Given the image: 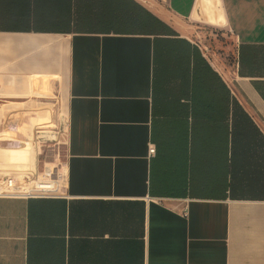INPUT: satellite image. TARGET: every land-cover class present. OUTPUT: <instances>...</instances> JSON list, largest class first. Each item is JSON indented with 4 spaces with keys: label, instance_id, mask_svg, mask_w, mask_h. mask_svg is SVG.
Listing matches in <instances>:
<instances>
[{
    "label": "crops",
    "instance_id": "crops-1",
    "mask_svg": "<svg viewBox=\"0 0 264 264\" xmlns=\"http://www.w3.org/2000/svg\"><path fill=\"white\" fill-rule=\"evenodd\" d=\"M0 111L67 128L61 193L0 196V264H264V0H0Z\"/></svg>",
    "mask_w": 264,
    "mask_h": 264
},
{
    "label": "rangeland",
    "instance_id": "rangeland-1",
    "mask_svg": "<svg viewBox=\"0 0 264 264\" xmlns=\"http://www.w3.org/2000/svg\"><path fill=\"white\" fill-rule=\"evenodd\" d=\"M193 36L204 46L210 58L221 70L229 71L233 67L236 54V42L231 34L198 23V26L195 27V31L193 32ZM1 109L4 112L6 107L3 106ZM1 115L3 118V114ZM6 120L12 121L14 118H10L9 115ZM15 131L12 128L0 129V139L29 141L34 149L37 166H35V171L33 169L21 168L17 162L11 159L12 155L8 150L0 148V190L4 189V181L7 177L16 178L19 182L25 176L35 179L42 172L45 165L52 168L57 167L63 162L65 157L67 128L63 115H60L57 122H53L51 127L34 128L25 136H20Z\"/></svg>",
    "mask_w": 264,
    "mask_h": 264
},
{
    "label": "built area",
    "instance_id": "built-area-1",
    "mask_svg": "<svg viewBox=\"0 0 264 264\" xmlns=\"http://www.w3.org/2000/svg\"><path fill=\"white\" fill-rule=\"evenodd\" d=\"M155 152L156 148L152 145L150 153L154 154ZM56 169L57 167L52 168L45 165L35 179L25 176L20 182L16 178L7 177L4 181V189L0 190V196L20 198L57 196L61 193V182Z\"/></svg>",
    "mask_w": 264,
    "mask_h": 264
}]
</instances>
